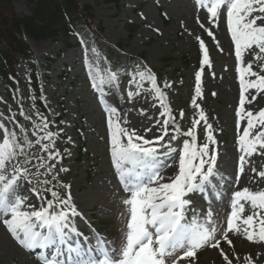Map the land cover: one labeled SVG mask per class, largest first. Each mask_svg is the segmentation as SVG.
Wrapping results in <instances>:
<instances>
[{
  "label": "rangeland",
  "instance_id": "rangeland-1",
  "mask_svg": "<svg viewBox=\"0 0 264 264\" xmlns=\"http://www.w3.org/2000/svg\"><path fill=\"white\" fill-rule=\"evenodd\" d=\"M79 2L82 6L90 8L92 15L89 20L101 38L98 47L93 44L96 36L86 27L79 36L69 39L71 47L66 46L63 34L54 40L46 41L28 37L27 42L37 60L48 66L45 71L47 77L42 81L44 107L40 108L34 102L24 79L25 64L21 62L18 68L22 80H15L11 96L0 88V123L10 131L15 130L18 135L20 125H23L29 138L34 141L37 138L34 125H43L41 116L47 119V130L58 133L54 137L53 151H59L62 157L50 163L56 164V171L61 167L68 169L66 172H59L58 179L71 185L73 201L83 214L75 219V223L81 222L84 217L87 222L94 221L97 227H103V231L97 234L116 243L127 231L126 224L130 213L128 206L122 201L128 198L129 194L123 190L115 172L107 116L101 100L106 99L117 109L122 126L136 129L140 133L152 127L153 131L147 133L146 138L159 135V125L155 122L167 117L160 115L164 109L161 100L151 91L152 87L144 81L140 82L142 87L139 88L135 83L130 85L131 76L128 79L122 78L116 59L107 55V49L122 44L124 54L121 61L125 67L126 55L145 56L144 64L139 63L133 71L150 68L154 75H161L164 82L171 85L165 88V93L174 113H178L177 121L183 129H194L200 136L201 144L206 135L204 121L200 120V112L203 110L208 123L212 124L213 135L217 141V167L222 175L233 179L238 172L241 155L239 136L247 126L246 119L237 115L242 92L245 111L250 110L256 114L264 110V92L258 93L254 88L243 90L240 84V70L247 66V62H252V71L261 75H264V71L260 69L262 62L256 61L254 55L247 51L243 54L244 62L237 59L235 42L227 28L226 11L222 8L219 20L214 22L207 10L211 6V0H205L203 6L198 5L197 0H119L118 5L107 0ZM15 7L20 14L30 12L27 0H16ZM160 8L164 9L168 23L161 16ZM129 25L138 27L132 35ZM209 31L212 36L208 35ZM82 40L85 43H82ZM201 40L208 50L210 66L205 70L199 68L195 71L194 64L185 66L181 59L185 54H189L194 63L198 56L197 46L200 47ZM109 71L118 73L115 85L106 82ZM198 72L201 74L199 96L195 92ZM65 73L68 74L66 78H61ZM93 77L96 79L97 88L92 87ZM244 78L255 80L257 77L245 75ZM128 91L139 92V95L129 99ZM193 100L198 107L193 106ZM141 109L144 111L141 112ZM195 120H200V123L193 124ZM125 121L127 123H124ZM219 128H223L222 134H219ZM172 134L170 126L169 135ZM2 139L3 131L0 130V140ZM167 139L168 137H165V140ZM182 143V136L173 141L177 148H180ZM82 145L84 148L81 155L79 149ZM38 151L39 145H36L30 150V154ZM39 155L46 156L47 153L39 152ZM246 159L249 162L245 165L239 184L234 187L225 185L223 189L227 193L226 200H212L211 208L218 224H223L231 214V198L234 191L244 187L252 191L264 190V177L258 175L260 171H264V155L253 154ZM38 162L33 160V164ZM177 167V164H173L166 170L165 176H173ZM253 167L256 172L251 171ZM40 171L43 172L44 169ZM44 178L51 179V176L41 177ZM56 183L57 181H52V184ZM21 184L22 194L28 196V203L39 207L40 201L29 191L32 185L24 182ZM59 191L61 195L64 194L63 188ZM192 200L198 210H207L208 204L199 195L192 196ZM240 203L244 205V212L237 223L242 224L243 218L252 214L253 210L249 202L241 200ZM89 215H93L94 220L90 219ZM256 223L258 225V219ZM95 234L90 233L89 241L94 242ZM229 237L233 245L229 246L225 241H221V248L226 253L234 248V255H230L233 264H236L234 257H240L243 261L244 257L256 253L264 256V242L249 241L242 232L230 233ZM38 257L39 254L22 248L0 222V264H42ZM193 260L195 264H225L220 250L207 246L198 250ZM181 264L184 262L181 261Z\"/></svg>",
  "mask_w": 264,
  "mask_h": 264
},
{
  "label": "snow or ice",
  "instance_id": "snow-or-ice-1",
  "mask_svg": "<svg viewBox=\"0 0 264 264\" xmlns=\"http://www.w3.org/2000/svg\"><path fill=\"white\" fill-rule=\"evenodd\" d=\"M204 3L205 0H197L200 6ZM222 8L226 11L227 28L235 42L237 59L244 62L243 54L247 51L254 55L256 61L262 62L260 69L264 71V0H211L207 10L214 22L219 20ZM208 35L212 36V32L209 31ZM81 42L85 43L83 40ZM200 47L203 52L202 65L210 66L203 40ZM240 71L243 90L254 88L258 93L264 92V75L252 71V62H247V66ZM245 75L257 78L246 80ZM145 80L151 82V91L161 100L164 111L160 115L167 117L155 122L159 125V135L146 138L147 133L153 131L152 127L140 133L122 126L117 109L106 99L101 100L107 116L115 172L123 190L129 194L122 201L130 213L127 231L116 243L99 234H95L94 242H90L75 226V218L83 214L73 201L71 185L58 179L59 172L68 169L61 167L56 171V164L50 163L62 157L59 151H53L54 137L58 133L47 130V119L41 116L43 125H34L37 129L34 141L29 138L23 125H20L18 135L15 130L10 131L0 123V130L3 131V139L0 140V222L22 248L28 251L39 249L38 258L42 264H169V261L170 264H181V261L195 264L193 258L197 251L206 246L219 249L225 264H233L230 255H234V248L228 253L221 248V241L233 245L230 233L242 232L249 241L264 242V190L252 191L244 187L234 191L232 211L223 224L217 223L211 208L213 199L220 200L227 195L223 191L225 185L234 187L239 184L240 176L249 162L246 158L253 154L264 155V110L256 114L245 111L242 92L237 115L246 119L247 126L239 136L241 155L239 169L233 179L222 175L217 167V141L212 124L208 123L203 110L200 120L204 121L206 135L204 142L198 145L194 129L182 131L171 109L163 102L165 92L157 86V78L150 68L134 71L130 85L135 83L139 88L142 87L140 82ZM196 80L195 92L199 96V72ZM117 81L118 73L109 71L106 82L115 85ZM92 87H98L95 77ZM163 87L169 88L171 85L164 82ZM127 95L131 99L139 92L128 91ZM192 103L198 107L195 100ZM180 115L182 117L183 112ZM200 120L193 121V124H199ZM170 126L172 135H169ZM40 132L44 134L39 135ZM180 136L190 137L191 141L185 139L182 146L177 148L173 141ZM165 137L168 139L165 140ZM36 145H39V151L30 154ZM39 152L47 155L41 156ZM34 159L39 162L33 164ZM173 164L178 166L176 173L166 177V170ZM41 169L44 171L41 172ZM251 171L256 172V169L253 167ZM49 175L51 179H41ZM258 175L264 177V171ZM53 180L57 183L52 184ZM21 182L32 185L29 191L40 201L39 207L28 203V196L22 194ZM60 188L64 189L63 195ZM44 193L50 194L51 198ZM194 195L206 201L207 210H198L194 206ZM241 200L249 202L253 210L252 214L243 218L242 224L237 223L244 212ZM254 218L258 219V225ZM234 258L237 264H254L251 256L244 257L243 261L240 257Z\"/></svg>",
  "mask_w": 264,
  "mask_h": 264
},
{
  "label": "trees",
  "instance_id": "trees-1",
  "mask_svg": "<svg viewBox=\"0 0 264 264\" xmlns=\"http://www.w3.org/2000/svg\"><path fill=\"white\" fill-rule=\"evenodd\" d=\"M16 0H0V73L15 77L16 58H23L28 65V75L31 79L36 96L40 94L38 87L39 71L33 53L24 40L29 36L37 40L55 39L63 34L66 41L79 34L82 24L92 15L88 6L81 7L79 0H27L29 14L21 15L16 11ZM114 1L118 4L119 0ZM134 32L135 28L132 27ZM69 46L68 43H66ZM122 44H119L121 48ZM135 58L131 59V63ZM184 62L188 64L187 57Z\"/></svg>",
  "mask_w": 264,
  "mask_h": 264
},
{
  "label": "bare ground",
  "instance_id": "bare-ground-1",
  "mask_svg": "<svg viewBox=\"0 0 264 264\" xmlns=\"http://www.w3.org/2000/svg\"><path fill=\"white\" fill-rule=\"evenodd\" d=\"M77 218L78 217H76L75 219H77ZM251 257H252L254 263H260V262L264 263V256H262L261 253L252 254ZM234 262L237 264L236 259H234Z\"/></svg>",
  "mask_w": 264,
  "mask_h": 264
}]
</instances>
